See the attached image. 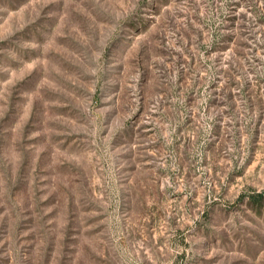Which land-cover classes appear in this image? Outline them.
<instances>
[{"label": "rangeland", "instance_id": "rangeland-1", "mask_svg": "<svg viewBox=\"0 0 264 264\" xmlns=\"http://www.w3.org/2000/svg\"><path fill=\"white\" fill-rule=\"evenodd\" d=\"M237 1L0 0V264H264V0Z\"/></svg>", "mask_w": 264, "mask_h": 264}, {"label": "trees", "instance_id": "trees-1", "mask_svg": "<svg viewBox=\"0 0 264 264\" xmlns=\"http://www.w3.org/2000/svg\"><path fill=\"white\" fill-rule=\"evenodd\" d=\"M250 0H238L237 2L238 3H235V5H239L240 2L244 3V2H249ZM250 5H247V7H249ZM244 14L240 15V19H243L244 18Z\"/></svg>", "mask_w": 264, "mask_h": 264}]
</instances>
